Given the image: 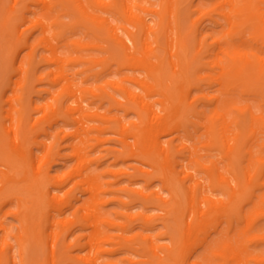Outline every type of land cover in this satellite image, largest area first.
Listing matches in <instances>:
<instances>
[{
  "label": "bare ground",
  "instance_id": "6f19581e",
  "mask_svg": "<svg viewBox=\"0 0 264 264\" xmlns=\"http://www.w3.org/2000/svg\"><path fill=\"white\" fill-rule=\"evenodd\" d=\"M29 1L25 11L17 15L20 0H12L5 13L9 20L5 16L3 22L13 35L11 45L30 50L17 66V58L12 57L14 67L0 88V264H16L15 256L10 255L14 247L11 238L18 245L19 264H118L105 259L106 254L118 251L137 257L127 258L129 264H264L263 253L258 250L264 243V225L258 226V221L264 220V211H258L246 230L239 227L244 202H252L257 208L264 203V194L253 200V183L260 166L251 149L258 136L264 135V109L257 110L248 102L261 96L264 106V9L253 0H223L228 6L225 21L236 26L234 37L214 38L209 43L198 38L195 55L188 57L189 47L178 23L175 42L169 36L161 56L156 53L161 42L158 38L149 41L151 27L143 18L138 21L143 32L140 40L124 26L113 23V14L126 19L131 16L126 0ZM162 1L169 6L171 0ZM31 4L40 18L21 28L29 24L25 12H35ZM95 11L106 16L95 15ZM149 11L159 17V23H165L162 9ZM62 14L79 16L66 25L59 20ZM17 17L18 22L7 27L8 21ZM249 23H260L261 32L254 36L260 41L259 47L247 44L244 37ZM54 26L61 29L52 31ZM78 26L94 39L66 43V31ZM27 28L38 32L35 43L30 42V35H24ZM101 34L107 45L100 44ZM39 46L42 52L37 58ZM63 46L80 52L98 50L109 56L63 58ZM194 60L200 70L210 73L201 76L197 70L193 81L189 66ZM83 61L91 70L84 82L110 77L95 90L81 87L75 83V76L82 72H70L68 67ZM113 64H117L114 71ZM38 65L57 69L56 74L36 77L38 81L47 80L50 87L61 86L54 92L43 90L49 96L36 101L29 95L28 80ZM96 67L99 69L94 70ZM123 68L131 73L116 79ZM137 71L145 75L139 76ZM193 90L198 94L190 97ZM105 101L109 108L101 111ZM199 106L211 108L206 112ZM113 109L122 115L111 114ZM129 115L132 118L127 120ZM67 126L72 129L67 131ZM111 137L121 145L118 157L149 167L139 168L146 182L161 183L158 191L124 189L144 205L154 202L165 212L161 236L168 238L167 244L159 245L143 233L154 223L143 212L123 213V222H115L101 212L105 189L91 169L94 159L89 158V151ZM61 142H68L69 157L75 162L65 177L51 176L49 170L58 162ZM215 151L219 153L213 154ZM176 155L182 159L176 161ZM110 172L125 174L121 170ZM163 191L165 196H161ZM81 195L85 200L75 206ZM68 208H74L71 218L60 217ZM8 217L18 222L13 231ZM169 219L171 224L167 223ZM134 222L140 231L128 235ZM79 223L88 230L85 249L82 256H73L69 251L75 244L62 250L59 242ZM111 228L117 234H111ZM244 233L250 234L253 250L243 245ZM41 245L45 256L35 262L31 251Z\"/></svg>",
  "mask_w": 264,
  "mask_h": 264
},
{
  "label": "rangeland",
  "instance_id": "374dc122",
  "mask_svg": "<svg viewBox=\"0 0 264 264\" xmlns=\"http://www.w3.org/2000/svg\"><path fill=\"white\" fill-rule=\"evenodd\" d=\"M109 2H114L115 0H107ZM29 0H20L17 6L18 15L20 12L25 11V5L29 3ZM12 3V0H0V88L4 87L5 81L7 79L9 71L14 67V63L12 62V57H16L15 66H17L18 62L25 58V55L30 50L29 48L19 49V45H11L13 40V35L8 32V30L3 25L5 20H9L8 16L5 14L6 11L8 13V9ZM126 3L129 5L130 9V17L127 19L119 14L111 15L113 23H117L118 26H124L126 30L132 32L135 37L140 40L143 37V32L139 27L138 21L140 19H144L145 22L151 27L150 33H148L147 37L149 41H153L155 38H158L161 42V46L157 48L156 53L158 55L164 54V49L167 46V41L170 40L171 37L172 43L175 42L178 31H177V23L180 26L181 36L183 37L184 42L189 47L188 57H192L195 55L194 45L196 44V39L205 38L208 43L211 42L214 38H222L229 39L231 36L234 37V32L236 30L235 23H227L224 18V12L228 11L227 4L224 3L223 0H171L169 2V6H164L162 0H126ZM254 4H257L259 7L264 9V1L261 0H253ZM31 9L35 12H25L27 19L29 20L26 26L21 28H26L32 25V23H36V19L40 18L37 10H35L34 6L30 5ZM150 9L155 10H163L165 16V23H159V17L154 15ZM56 14V13H54ZM95 15L106 16L100 11H95ZM78 14L75 15H63L60 17V21L64 24H73L78 19ZM19 18L12 19L8 21V26H11L12 23H17ZM256 22V20H254ZM260 23H249L247 27L244 29V37L247 40V44L253 45L254 47L261 46L260 41H258L256 35L261 32L258 28ZM61 27L54 26L52 27V31H59ZM199 31L196 32L195 30ZM122 32V31H121ZM120 32V33H121ZM122 34V33H121ZM24 35H30V42L35 43L39 38L38 32L35 29H28L25 31ZM101 45H107V40L104 39V34H101ZM236 37V36H235ZM65 42L71 43L73 40H81L82 42H90L93 40V36L90 33H87L86 29L83 26H78L74 30H67L65 35ZM99 40V39H98ZM106 42V43H104ZM261 55L264 56V47H261ZM38 56H40L41 46H39ZM19 52V53H18ZM62 57L66 58L68 56H79L81 55L84 58L90 57H101V56H109L108 53H101L98 50H89V51H73L70 46H63L61 49ZM140 57V53L136 55ZM204 56V54H203ZM203 60H207L204 56ZM25 61V60H24ZM152 61H155L152 58ZM90 65L88 62L83 61L81 63H77L68 67L70 72H78L82 73L75 76V83L80 85L81 87H89L93 90L101 84L103 79H107L110 76H106L102 80L95 81L90 78L86 82L83 81L85 75L90 73L89 69ZM117 64L112 65V70H116ZM177 68V67H176ZM190 78L194 81L196 78L195 71L198 70V74L201 76H205L210 73L207 69H199L200 64L198 61L194 60L190 63ZM96 67L94 70H98ZM36 72H34V76L30 77L28 80V84L30 87L29 95L33 98V100L38 101L41 96L48 97L43 90L50 88L49 90L54 92L57 91L60 85L51 86L47 80L38 81L36 77H44L45 74L52 72L54 74L57 73V69L55 66L47 67L45 65H38L36 68ZM166 70L170 73V68L166 66ZM131 71L128 68H123L119 73L115 75V78L119 79L124 77L127 74H130ZM137 75H145L143 71H137ZM198 94V91L193 90L190 97H193ZM243 102V101H242ZM253 104L257 110L264 109L262 105V97L258 96L256 98H251L249 101ZM94 104L92 107L95 108ZM109 108V103L104 102L101 111ZM211 107L209 106H199L198 109L204 110L208 112ZM111 114H116L121 116V111L112 110ZM132 115L126 117L127 120L131 119ZM72 126H67L66 130L70 131ZM52 132L54 130L52 129ZM169 137H164L163 140H167ZM5 140L3 139V142ZM264 135H259L255 143L252 145V153L253 159H259V162L256 165H259V171L254 179V185L256 186L254 189L253 200L258 201V198H261L264 194ZM248 146L243 147V152L247 150ZM35 153H38V149L33 148ZM121 145L119 141L114 137H111L110 141H108L104 145H100L97 148L89 151V158L94 159L91 169L99 175V181L103 183L105 191L102 194V209L101 212L105 214L109 219H112L115 222H123L125 219L123 217V213L137 214L139 212H143L146 215L152 217L154 219L153 225L143 231L144 234L149 235L152 238H155V242L159 245H165L168 243V238L165 236H161V233L164 232L165 228L163 226V216L165 212L159 207L156 203L151 202L144 205L141 201L136 199V196L129 192L128 189H143L146 192L149 191H158L161 188V183L159 181H152L147 183L146 177L142 175L139 171V168L142 170L148 169L149 167L141 164L139 161L135 160H127L121 159L118 157V154L121 152ZM69 146L68 142H61L59 149V159L58 162L54 163L49 170V174L51 176L59 175L61 177H65L66 174L72 169L74 165V160L69 157ZM219 152H213V154H218ZM176 161H180L182 158L180 155H176ZM246 165V161H243V166ZM179 168V167H178ZM123 171L125 174L122 175H114L110 171ZM243 181L245 182L244 178ZM166 191H163L161 196H165ZM86 196L81 195L78 200L74 201L75 206H79L83 200H85ZM146 207V208H144ZM74 208H68L65 212L60 216L64 218H71V212ZM264 211V203L260 204L259 208L254 207L252 202H244L243 203V219L242 223L239 227L242 230H246L247 225L258 217V211ZM260 213V212H259ZM81 214V212H80ZM172 220H168V224H171ZM7 223L9 228H12V231L15 229L14 227L18 226V222L13 220L12 218H7ZM264 220L260 219L258 221V226L263 227ZM140 231L139 225L137 222L133 223V228L127 232L128 235H133L134 233ZM88 232L86 227H83L80 223L76 224L72 228V232L63 237V239L59 242V248L62 250L65 249V246L69 244H75L69 253L71 255H79L82 256L85 249L86 242V233ZM111 234H117V230L115 228L110 229ZM13 233V232H12ZM193 234H196L193 233ZM250 234L244 233L242 237V242L244 246H247L249 250H253V244L250 242ZM11 242L14 245L13 249L10 251L11 256H15L16 264H19L18 257V245L16 244V240L11 238ZM77 243V244H76ZM258 250L262 251V256L264 257V243H262ZM130 254L118 251L113 254H106L105 259L110 260L112 262H116L118 264H129L127 258H131L137 260V257L129 256ZM45 256L44 248L41 245L38 248H35L31 251V260L35 262H41ZM5 264V262H3ZM64 264H83V263H74L71 261H65ZM253 264V262H250Z\"/></svg>",
  "mask_w": 264,
  "mask_h": 264
}]
</instances>
